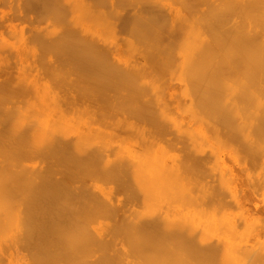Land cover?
Masks as SVG:
<instances>
[{
  "label": "bare ground",
  "instance_id": "6f19581e",
  "mask_svg": "<svg viewBox=\"0 0 264 264\" xmlns=\"http://www.w3.org/2000/svg\"><path fill=\"white\" fill-rule=\"evenodd\" d=\"M106 2L81 31L0 39L2 89L23 86L1 111L0 264H191L198 161L264 151L259 0Z\"/></svg>",
  "mask_w": 264,
  "mask_h": 264
},
{
  "label": "rangeland",
  "instance_id": "374dc122",
  "mask_svg": "<svg viewBox=\"0 0 264 264\" xmlns=\"http://www.w3.org/2000/svg\"><path fill=\"white\" fill-rule=\"evenodd\" d=\"M37 1L38 0H0V39L10 43L7 46L1 45L2 48L11 47L12 45L16 44L17 39L20 38H28L30 40H32L33 38H58L62 37V33L64 31L66 33V30L75 29L81 31L83 26L88 22L90 24L92 23V21L94 22L96 20H93L92 18H94L100 11V9H98V12L97 10L96 12H94L95 9L92 10L93 7L96 8V6H94L92 4L93 2L91 3V1H95L96 5L98 4L97 8H101L98 6H101L102 4L104 6L103 9H105V11L103 10L105 14H107L106 11H109L110 8L108 7L107 9V7H105L107 4V0H103L104 2H106V4H104V2L101 3L100 0L98 2L96 0H90V2L88 3H86L87 0H80L81 3H79V6L78 0H67V5H69L68 3L71 2L69 7H71L72 2L78 1L77 4L73 3L76 5V7L78 6V8L76 9L77 12H74L76 7H73L75 5L72 6L71 9H69L68 6V9L63 7L65 10L70 11V14L68 11L66 12V15L70 16L69 18L67 17L69 20H66L65 15H63L64 17L62 18V14H65V11L63 12L64 9L62 10V8L60 9V7L55 8L52 6H50L49 8L48 3L50 2V0L48 3H46V1L48 0H43L47 5H44L42 2L44 7H47V9H44L43 7L40 8L42 4L39 6L38 4L40 3H38ZM30 4L32 5V7ZM90 4L93 5V7L91 6V10ZM258 4V6H260L258 12L259 22L261 21L259 23V35L261 36H258L260 38L262 37L261 39L259 38L260 71L261 77L264 78V22H262L264 21V0H259ZM38 6L40 9L38 8ZM42 8L45 10V12ZM54 8L57 9V13L53 11ZM41 9L42 11H39ZM58 10H62L61 13ZM35 11H38V13H36ZM78 11L79 13H81L79 14ZM39 12L43 13L40 14ZM54 12L57 15H55ZM58 13H60L61 15L59 16L61 17L59 20H57L59 15ZM52 15L54 19L55 17H57V21H54V19L52 20ZM88 15L91 17H89ZM63 19L64 21L66 20L67 23L63 22ZM60 20H62V22L65 24H61ZM54 22H57L58 25L60 24L59 29L54 30L55 26H57V23ZM75 24H77V27L74 26ZM2 67L4 66L0 58L1 81L4 80L3 78L5 76H7V78L15 79V72H10V74L3 76L4 74L1 73ZM13 82H15V85L10 84V86L18 88L21 86L17 84V80H13ZM0 84H2L0 85V119H3L6 115H10L14 119V116L16 114V103H6L5 100L7 101V98H11V96L20 97L19 89L14 90V88L12 87V90H10L11 87L7 85L8 87H10L9 89H7V86L5 85L3 88H6V92H4V90L2 89L3 82H1ZM16 84L18 86H16ZM8 107H11L12 109L10 110V113L6 114V112L9 111ZM1 111L4 112V114H2L4 116H1V113H3ZM225 140L227 143L226 145H222L220 143L222 147L221 151L204 153L205 155L203 154L202 157L203 159H205V162L198 161L197 168L199 169H196V171L199 174L196 173V179H193L195 177L192 176L193 181L189 183L192 184L195 181L196 186L194 184L193 188L190 185V187H192L190 188V192L181 198L180 205L187 206V204L190 202V209L194 211L199 220L198 229L194 232V236H192L195 242L194 244L193 242H191L193 244L192 248L188 249L187 246L185 248V243H183V249H181L182 252H184L183 254L185 256L189 258L191 256L193 257V261H188V263L191 264H264V151L239 152V150L237 149V151H235L234 148L230 146V143L228 145L227 139ZM221 142L225 144L223 140ZM199 156L201 157L200 153ZM1 158L2 157L0 156V160H3V158ZM201 164H203L204 166ZM7 166L8 164L5 163L4 160V164H0V171L1 168H7ZM6 170L7 169L2 171L5 172ZM3 173L1 172V174ZM1 191L2 189L0 188V193ZM13 191L14 190L8 191L10 195L12 194L9 199L15 200L16 195L14 194L15 191L14 193ZM185 198H189L192 200H185ZM5 200V198L1 199L0 196V211L2 210L1 202H4ZM188 200L189 202H186ZM199 224H202L204 226L203 229H200ZM188 239L189 241H192V239ZM198 244L201 245L198 246ZM190 245H188V247ZM194 245H197V248ZM202 246L205 249L209 247V251H206L210 252V250H213L214 252L212 251L209 254L207 253L208 256L207 254L203 255L202 252H204V248L202 249V251L200 249L202 248ZM193 249H195V251H193ZM196 255L198 256V258L196 257ZM199 256H202L204 260L202 258L199 259ZM214 256L216 258H214ZM221 256L223 257V260ZM209 257H211V259H209Z\"/></svg>",
  "mask_w": 264,
  "mask_h": 264
}]
</instances>
